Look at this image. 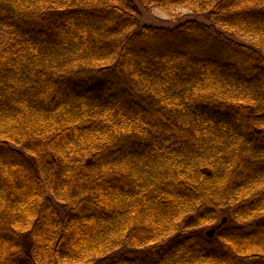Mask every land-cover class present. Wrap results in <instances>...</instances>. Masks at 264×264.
I'll list each match as a JSON object with an SVG mask.
<instances>
[{
	"label": "trees",
	"instance_id": "16d2710c",
	"mask_svg": "<svg viewBox=\"0 0 264 264\" xmlns=\"http://www.w3.org/2000/svg\"><path fill=\"white\" fill-rule=\"evenodd\" d=\"M136 1L0 0V264H264V0Z\"/></svg>",
	"mask_w": 264,
	"mask_h": 264
},
{
	"label": "rangeland",
	"instance_id": "374dc122",
	"mask_svg": "<svg viewBox=\"0 0 264 264\" xmlns=\"http://www.w3.org/2000/svg\"><path fill=\"white\" fill-rule=\"evenodd\" d=\"M133 1L138 10V29L143 26L156 28H172L176 27L179 24H183V22L185 21L193 20L202 24L207 23L204 18L195 17L194 15H191L189 11L184 7H171L168 11L159 10L155 8H150V10H146L136 0ZM171 15L177 16V18H173L171 17ZM53 203L57 208L59 214H61V216H64L67 210L66 206L63 203L61 204L55 201H53ZM215 226L216 225L203 227V233L213 230Z\"/></svg>",
	"mask_w": 264,
	"mask_h": 264
},
{
	"label": "water",
	"instance_id": "95a60500",
	"mask_svg": "<svg viewBox=\"0 0 264 264\" xmlns=\"http://www.w3.org/2000/svg\"><path fill=\"white\" fill-rule=\"evenodd\" d=\"M225 219H223V221H224ZM215 229L213 228V230H210V231H207L205 234H206V236L209 238V239H211L212 237H213V234L215 233Z\"/></svg>",
	"mask_w": 264,
	"mask_h": 264
}]
</instances>
